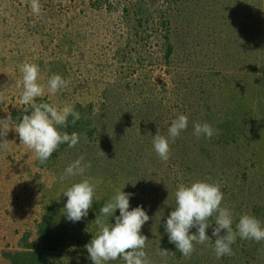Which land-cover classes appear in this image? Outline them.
I'll return each mask as SVG.
<instances>
[{
  "label": "rangeland",
  "instance_id": "374dc122",
  "mask_svg": "<svg viewBox=\"0 0 264 264\" xmlns=\"http://www.w3.org/2000/svg\"><path fill=\"white\" fill-rule=\"evenodd\" d=\"M21 1L17 5L21 14L14 9L20 0H7L9 7H0V35H7L9 29H13L14 35L18 29H38L39 37L53 45L60 21L69 15H78L82 0H53L51 12H45L48 2L43 0L39 16L31 9L26 12L24 0ZM173 1L146 0L151 10H165ZM182 3L184 23L173 20L174 31L178 32L174 59L180 76L166 78L160 66L159 49L147 41L139 49V42L132 41L125 47L128 54L124 55L113 40L111 50H105L106 53L92 54L90 50L98 65L86 77L89 82L85 87L76 86L78 90L71 87L68 91L83 105L81 117L84 121L91 119L93 125L96 123L97 130H93L92 124L90 127L73 125L70 116L66 128L71 133H79L80 142L51 156L43 165L30 149L20 144L13 130L0 138L14 141L7 151H0V222L7 235L15 236L18 229L29 227L35 217L60 218L57 221L62 223L59 236L63 244L58 248L61 264H93L84 246L96 234L94 220L103 204L124 187L122 191L134 194L130 197L129 210L143 206L150 217L141 234L148 237L145 251L151 264H165L158 254L159 248L174 253L166 264H264V240L256 242L237 237L231 246L234 254L219 259L211 243L196 244L195 251L186 258L169 243L165 232L166 220L176 206L174 193L178 185H190L194 181L221 186L222 206L231 210L234 229L245 213L264 225V0H185ZM68 6L71 7L66 12ZM189 6L195 7L194 10H189ZM77 21L72 23V29H84L85 21L83 26ZM155 27L149 29L158 30ZM20 39L17 37L15 41L19 43ZM137 53H141L140 58ZM253 61L255 81L250 78ZM258 71L263 75L256 78ZM221 76L231 82L223 84ZM169 107L172 111L179 108L180 113L189 117L187 130L170 145V158L165 162L154 151L152 136L158 128L161 134L167 135ZM151 112L159 115V124L150 126L146 122ZM218 114L225 116L226 125L249 132L254 140L239 135L235 142L228 138L225 146L210 149L212 140L196 137L193 126L197 122L208 123L215 129ZM110 120L114 122L112 126ZM204 147H208L205 151L210 156L215 153L214 164ZM192 153L196 154L195 165L188 161ZM80 156L91 164L84 177H67L61 182L59 177L65 168ZM83 178H91L96 184L98 199H94L86 218L73 223L63 214L67 202L63 192ZM118 215L117 209L110 223L114 224ZM213 221L214 218L210 223ZM214 227L213 222L206 229L213 243ZM196 231L192 228L190 234ZM109 264H124V261L117 259Z\"/></svg>",
  "mask_w": 264,
  "mask_h": 264
},
{
  "label": "clouds",
  "instance_id": "9594fccd",
  "mask_svg": "<svg viewBox=\"0 0 264 264\" xmlns=\"http://www.w3.org/2000/svg\"><path fill=\"white\" fill-rule=\"evenodd\" d=\"M34 15H41L42 6L39 0H27ZM21 80L17 86L22 88L19 103L30 107V114L26 108L22 119L14 122L11 115L0 120V138L7 137L10 130H14L20 140V144L30 149L38 162L45 164L61 144H67L74 148L81 140L77 132L68 134L61 128L68 126V118L72 117L74 125L81 119L80 112L71 104L58 106L54 103L40 102L36 99L43 97L45 93L51 97L66 89L69 80L59 74H53L47 79L46 84L41 83V69L37 63L25 61L20 65ZM11 125V126H10ZM188 127V117L178 115L171 122L167 135L160 133L159 128L155 136H152L154 151L162 161L170 158V145L175 143L181 132ZM194 135L211 139L218 134L208 123H195ZM86 139V136L84 137ZM13 142L0 139V151H7ZM101 151V150H100ZM105 156V153L101 151ZM106 157V156H105ZM91 167L90 162H84V156H80L67 166L59 177L63 182L67 177H84L85 172ZM124 188V187H123ZM122 188V189H123ZM122 189L116 190L115 194L99 209V215L94 220L97 231L92 239L84 247L87 249L88 258L93 264H109L111 261L122 259L124 264H151L145 251L148 237L141 234L143 225L150 217L143 206L130 209V197L133 193H126ZM67 197L63 214L68 221L73 223L86 218L89 209L92 208L96 197V184L91 178H83L73 183L63 192ZM175 208L166 220L165 232L169 243L175 245L181 255L188 258L195 251L196 244L211 243L214 255L217 259L233 255L232 245L237 237L245 240L260 242L264 240V225L255 216L245 213L239 217L233 228V214L231 210L222 206L224 194L218 183L208 181H194L190 185L180 184L174 193ZM167 201V200H166ZM165 201V203H166ZM115 216V223H110V218ZM215 227L212 236L213 243L206 234L213 222ZM196 228V233L190 234V230ZM223 230V234H221ZM162 260L174 253L167 249H158Z\"/></svg>",
  "mask_w": 264,
  "mask_h": 264
},
{
  "label": "trees",
  "instance_id": "16d2710c",
  "mask_svg": "<svg viewBox=\"0 0 264 264\" xmlns=\"http://www.w3.org/2000/svg\"><path fill=\"white\" fill-rule=\"evenodd\" d=\"M42 1L43 0H39L40 3ZM182 1L185 0H174L171 4H168L165 10H159V8L151 10L146 0H82L78 5V15H69L67 19L65 18L63 21H60L59 25L55 23V26L58 25V29H56L54 34L56 37H54L55 43L53 45H51V43L50 45L46 44L42 36L39 37L40 31H38V29H18L16 35L12 33L11 30L13 29H9L7 35L2 37L1 34L0 120L11 115L13 121L18 122L25 114L24 111L26 108L28 109L27 114H30V107L19 103L22 88L17 86V82L22 78L19 68L25 61L37 63L40 66L41 83L46 84L47 79L53 74H61L62 78L70 81L66 89L51 97L46 92L43 97L36 99L37 103L47 102L54 103L58 106L71 104L74 106V109L80 113L83 111V105L77 101L74 96L75 94L73 95V93L68 91H70L69 89L71 87L74 88V90H78L76 86L85 87L86 82H89L86 77L91 75L94 67L98 65L92 54L96 52L106 53L105 50L110 51L113 40L118 45V51L124 52V55L128 54V50H126L125 47L132 41L139 42L137 44V49H139L141 43L147 41L153 47L156 46L159 49L161 53L159 57L160 66L164 68L166 78L171 79L172 76H180V68L177 67L174 59V54L176 53L175 47L177 46L175 40L178 32L174 31L173 20H177V22L180 20L184 23L185 16L183 15L185 13L184 9L181 7L183 4ZM21 2L20 0L19 4L15 3L14 9L18 11L16 13H23L17 6L20 5ZM46 2H48V5L46 6L45 12H51L53 0H46ZM24 3V9L27 12L31 9L30 5L27 0H24ZM0 7L4 9L9 7L7 0H0ZM70 7L71 6H68L65 11L69 12ZM194 8L193 6H191V8L189 6V10H194ZM250 13V10H248V14ZM77 19V22H80L82 26L85 21L84 29H72V23H76L75 21ZM158 21L162 24L161 27L160 24L157 23ZM153 26H156L155 29L158 30L149 29ZM121 27H123V29H120ZM138 27L142 29H137ZM7 37L10 38L7 39ZM17 37H22V39H20L21 42L19 41V43H17V41H15ZM137 37H141V39ZM50 41L53 42V38ZM88 43L90 47L87 48L86 45H88ZM90 50H92V54ZM88 53L91 55L86 57L85 55ZM136 55L140 58L141 53H137ZM254 62L255 61L252 62V65ZM254 66L255 65H253L252 76L250 75V78L252 77L255 81L254 74L256 72H254ZM18 71L19 73H17ZM257 74L256 78H258L259 75H263V72L258 71ZM221 79H223V84L226 81L225 85L230 81L229 78L225 79L224 76H221L220 80ZM129 86L130 85H128V87ZM218 87L219 84L217 83V88ZM62 93L67 97H62V95H60ZM92 102L93 101H91V104ZM180 104H182V102H180ZM178 109L179 108L172 111L173 109H170V107L168 108V111L171 113L169 115V126H171L172 120L182 114ZM150 115L151 116H147L146 122L150 126L159 124V115L153 114L152 112ZM224 118L225 116L221 114H218L216 117L217 125L215 129L218 130V134L209 139L212 140L213 143L210 149L214 148V146L216 148L222 147V145L228 143V138L231 139L230 142H235L239 135H245L248 137V140H254L252 134L249 135V132L246 133L243 130L239 131L233 129L231 125H226V120L224 121ZM83 121L84 119L81 117L74 125L81 126L82 124H86L87 127H90L91 124L93 125L91 119ZM112 123H114L113 120H110L109 124L111 126ZM92 128L93 130L96 129L97 124L95 123ZM13 132L18 135L14 130ZM66 132L71 134L69 128H66ZM186 143H188V141ZM67 148V144H61L52 156H55L59 152L66 151ZM204 148V151L208 149V147ZM205 154L208 155L209 161L214 164V158L216 159L215 153L213 152V155L211 154L212 156H210L205 151ZM186 155L187 154L183 155V158H185ZM195 155V153H192L189 157L188 161L190 165L192 163L194 165L198 163L194 159ZM59 219L60 218L52 220L47 217L43 219L35 217L34 220L29 223V227L22 228L21 230L18 229L15 236L7 235L4 225L0 222V264H61V254L58 248L61 247L63 243H61V237L59 236V227L62 224L57 221Z\"/></svg>",
  "mask_w": 264,
  "mask_h": 264
}]
</instances>
